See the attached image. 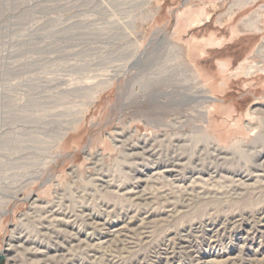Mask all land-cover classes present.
<instances>
[{"label": "rangeland", "instance_id": "obj_1", "mask_svg": "<svg viewBox=\"0 0 264 264\" xmlns=\"http://www.w3.org/2000/svg\"><path fill=\"white\" fill-rule=\"evenodd\" d=\"M29 1L0 0V264H53L32 254L31 246L41 244L49 256L60 249L53 234L41 232L43 226L56 230L43 219L50 207L57 216L73 211L70 218H57L63 223L57 227L61 242L73 236L83 239L89 232L91 243H98L106 237L100 224L116 228L121 218L138 211V219L144 216L116 188L126 193L136 184L137 190L149 191L151 183H134L131 175L146 180L150 173L140 170L165 159L157 156L139 167L123 158L115 132H129L132 136L125 139L134 144L144 136L201 131L227 159L211 165L210 171L220 170L224 177L241 168L259 173L253 165L264 166V54H258L264 47V0L45 4L86 1V10L95 13L80 22L66 20L73 8H59L54 21L31 17L30 11L27 16ZM249 20L254 24L247 26ZM188 57H194L198 71L188 65ZM132 84L136 93L130 98ZM135 85L146 86L142 91ZM176 119L182 121L180 130L164 127ZM189 149L184 150L187 155L192 154ZM194 164L181 170L178 185H189L188 173L198 176V185L214 181H209L204 159ZM214 178L216 189L227 193L232 187L231 181ZM253 180L249 176L247 183ZM259 181L262 185L242 188L238 197L227 193L224 199H193L172 218L155 206L148 238L115 264H150L163 241L174 243L177 231L203 224L223 230L213 232L214 239L189 236L183 243L186 250L172 258L162 255L161 264H195L194 257L206 264H264V177ZM101 184L108 189L102 190ZM83 215L93 219L91 225L83 223ZM18 240L23 241L21 248L8 247ZM74 246L67 251L78 264H106L109 259L98 250L99 258H85Z\"/></svg>", "mask_w": 264, "mask_h": 264}, {"label": "bare ground", "instance_id": "obj_2", "mask_svg": "<svg viewBox=\"0 0 264 264\" xmlns=\"http://www.w3.org/2000/svg\"><path fill=\"white\" fill-rule=\"evenodd\" d=\"M86 1H81L78 4L71 2L70 6H67V4L59 5V3L57 2L54 5V7H52V6H50V4H49V6L45 5V4H47V2H51V0H39V1L38 0H30L28 2L27 6L25 7V13L27 15L30 11L31 14H29V16H31V17H34L37 19H43L44 18L47 20L54 21L57 17H55V16L52 17V15L55 14V12H57L59 10V8H62V9L73 8V9H75V12L72 15L68 16L66 18V20L72 21V22H78V21L80 22V21H85V20L91 19V17H92L91 13H95L94 11L86 10V8H87L86 7ZM108 2L109 1H107V3ZM81 7H84L86 11L85 10L82 11ZM101 11H103V10L101 9ZM26 15H25V17L28 16V15L27 16ZM100 16L105 18L106 14L100 12ZM257 17H258V15H257ZM254 22L255 21L252 22V20H249V22H248L249 24L247 23V26L253 25ZM260 49L261 50H259L258 54H264V47H262ZM153 56H155V54H152V57ZM157 57H159V56H157ZM132 59H133V56L131 54V55H129L128 60H126V64L123 66L124 70H125L126 66L128 65V63H130L132 61ZM195 61L196 60L194 59V57L193 58L188 57V59H187L188 65L191 68H193L194 70L198 71L197 70L198 68L195 66ZM185 65H186V63H185ZM149 70H151V69H149ZM150 74H152V73H150ZM149 79H151V78L149 77ZM133 85L134 84H132L130 86V89L128 90V92L130 94V98L135 96V93H136V92H134L135 88ZM144 86H146V85H143V87ZM138 87H137L138 89L136 88V90H140V89L142 90L143 89V87L140 85H138ZM174 94H175V91H174ZM127 96H129V95L127 94ZM91 97L92 96H90V98ZM197 104L202 105L203 101L197 102ZM155 121L156 120H154V122ZM181 124H182V121L180 119H176L172 122H169V123L167 122L166 126H164V127H168V128L170 127L173 130H177V129L180 130L182 128ZM179 125H181V126H179ZM200 132H197V133L190 132L187 134H174V135H166L165 134V135H162L161 138L153 137V136H148V137L144 136V137H141V139L139 138L140 140H138V142H136V143L134 142V144H129L128 139H125V137H131L132 136V134H130L129 132H125L124 130L122 132H115L114 136L117 138L116 139L117 142L120 143V147L123 148L124 149L123 151L125 152V155L123 156V158L128 159L131 162L138 164V166L140 165L139 167H142V165L144 163H146L145 160H148V162L149 161H151V162L156 161L155 158L157 156L163 157V159H165L163 163L157 164V162H153L154 165L149 167L148 170L147 169L140 170V172L144 173V174L150 173V175L146 176V178H147L146 180L140 179L136 175V173L134 175H131V179L135 180L134 183L135 182H137V183L145 182V183H149V184L151 183L152 185H151V187H150L151 189L149 191L147 189H146L147 191L137 190V187H135L136 184H134V185L131 184V188L126 193L123 192L124 190L121 189V187L116 188L117 191L118 190L122 191V194H123V196L124 195L126 196V200L128 201V203L131 202L132 204L134 203V204L138 205L139 207H141L142 209H140L138 207H136V208H138V210H143L144 216L141 217L140 219H138L137 216L139 215V211L135 212L133 214V216L130 215L129 217H127L126 220H124V218H121V222H120L121 225L117 226L116 228L115 227L111 228V227H109V225L103 224V223L99 225V228L97 225L96 228H98L101 232H104L106 234V237L104 238V240L99 241L98 243H94V244L91 243V237H93V236H91L92 234H90L89 232H87L86 236L83 239L79 238V237H75L72 235L74 238L73 237H66L65 238L66 241L64 240L65 242H61L59 240L60 239L59 236L57 235V231H61V230H58V228H57V227L61 226V224H60L61 219H57V218H60L61 216L66 217V218H68V217L70 218V217H72L71 213L73 211H71L70 214L64 213L63 215L59 214V216H57L58 215L57 210L56 211L54 209L52 210L51 207L49 208V210H45V208H44V210H45L44 214L46 216L43 219L46 221V223L47 222L53 223L56 230H55V228H53L55 231H51V229L49 230L48 226H43L44 228L41 230V232L46 231V233H48V234H53L54 242L58 241V243H59L58 245L60 246V249L57 246L58 248L57 247L54 248V251H53L54 255L49 256L50 255V254L48 255L49 251L47 252L45 249L43 250L40 246L41 244L40 245L33 244V245H31L33 247L32 248L33 249L32 254H37L38 258L48 257V258L53 260V264H55L54 262H56V264H78L76 259H75L76 260V262H75L70 257L71 252L67 251V248L75 245L74 247H76V249H77L76 251H83L86 254L85 258L97 257L98 256L97 250H98V251L104 252L103 254H109V255H107V257L109 259L106 260V264H115V261H116L115 259L120 258L121 255L124 253H128V251L131 249L132 246L137 245V244H141V243L145 242V240L148 238L147 237L148 232H149L148 221L151 220L152 215L154 213H156V211H154L155 209H153V208H155V206L157 207V210L159 207L162 208V210H163L162 212L165 214V215L163 214L164 216H166L167 218H172V217H176L177 215L183 213V207L185 210L186 206H188L189 203L193 199H196V200L202 199L203 200V199H209V198L214 197V196H216V197L219 196V198L221 196L223 198V196L227 195V193L228 194L232 193V194H229L230 196H232L234 194L235 196L238 197L240 195V192L242 191V188H244L246 190V189H250V187H254L255 185H257V186L262 185V183H261L262 181H259L262 177H264V175L260 174V172H262V173L264 172V166H262V165H253V168L256 169L255 172H259L255 175L250 174V172H249L250 168H245V169L241 168L240 171L234 172L233 174L230 173V175L226 176V177L221 176L222 173H220V170H219V173H217V172L214 173V172L210 171L211 165L215 166V164H216L218 166V165L224 164L223 162L226 163V160H227L226 155H224L221 150L220 151L217 150V148L213 144V142H211V140L208 137H204L203 135H201ZM170 138H171V141L169 140ZM189 148H191V149H189ZM186 149H189V151L192 152V154L190 153V155H189V153H188V155H187V153H185L186 151L184 152V150H186ZM162 153H164V154L162 155ZM257 156H259V155H257ZM261 158H262V156H261ZM201 159H204V161L207 162L208 167L206 166L207 167L206 173H208V176L210 178L209 181H211V179H214V181H215L214 177H218V179H222V180L225 179L226 180V181L224 180L225 183L228 181H231L229 183L232 184L231 185L232 187L228 189L227 193L226 192L224 193L223 191L216 189L215 186L213 185V183H215L214 181L206 183L205 186H203V184L198 185V183L196 182L198 180V176L196 178L194 173H188L187 174V175H189V177L187 178L188 181H189V179L190 180L192 179L188 186H185L183 188V184L180 183V185H178L180 182V179H179L180 177L177 179V176L180 174L181 170L182 169L184 170L185 166L188 163L189 164H194V163L197 164V163L201 162ZM254 159H255V157H254ZM237 160H239V159H237ZM137 162H139V163H137ZM231 163H232V161H231ZM238 163L239 162L237 161V164ZM209 165H210V167H209ZM228 170H229V168H228ZM214 171H216V170H214ZM230 172H232V171H230ZM249 176H251L254 180H256V181L253 180L254 183L252 185H250V183L249 184L247 183ZM245 178L247 180H245ZM106 183H108V182L106 181ZM225 183H223V184L225 185ZM102 185L103 184L98 185L100 188H102V190L108 189V184H107V186H105V184L103 186ZM95 186H96V184H95ZM207 186H211V188L208 189ZM242 195H244V194H241V196ZM34 199H36V198H34ZM29 200L32 201L33 199L29 198ZM124 200L125 199H123V202H124ZM34 201H32L30 203H33ZM60 204H61V202H60ZM53 205H54V203H53ZM58 205H59V203H58ZM106 207H108V206L106 205ZM31 208H33V207H31ZM62 208H63V206H62ZM131 211H133V210H131ZM41 218H42V216H41ZM82 220H83V223H85L87 225H91L92 224L91 222L93 219L91 217H89V215H83ZM136 221L139 223L136 224ZM39 222H40V220H39ZM42 223H45V222H42ZM104 223H106V222H104ZM41 224H39V225H41ZM94 226H96V224H94ZM209 227H210V225L203 224V225H199L196 227H188V228H185L184 230L181 229V231L180 230L177 231L176 234H173V238H174L175 242L173 243V242H171V240H167V242L163 241L162 244L160 245L161 247L159 248V250L157 252H154V256L152 258L150 257L151 259L149 260V263L150 264H161V260L159 258H161L162 255H166L167 257L172 258V256L175 253H177V252L182 253L187 248L183 243L187 242L188 237L193 235V234H203V236L207 235L211 239L212 238L214 239V237H213L214 235L212 233L213 232L218 233V231L223 230L221 227H218V228L214 227V229L213 228L210 229ZM36 232H37V230H36ZM206 232H208V233L205 234ZM65 236L66 235H64V237ZM149 237H151V236H149ZM22 242H23L22 240H18L17 244L14 245V244L10 243V244H8V247L11 249L12 248H21L23 246ZM53 244H56V243H53ZM186 245H187V243H186ZM69 249H71V248H69ZM130 254H128V255H130ZM99 256L104 257V256H102V254ZM105 257H106V255H105ZM167 257H166V259H167ZM97 258H99V257H97ZM122 258H124V257H121V259ZM168 260L169 259H167V261ZM194 260H195V264H206L207 263V262L205 263V261L204 262L201 261L197 257H194ZM40 261H42V260H40ZM79 264H80V262H79Z\"/></svg>", "mask_w": 264, "mask_h": 264}]
</instances>
